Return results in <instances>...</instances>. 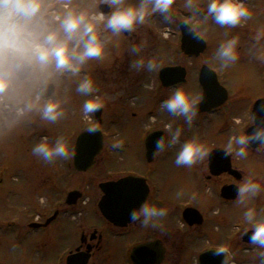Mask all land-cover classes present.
Segmentation results:
<instances>
[{"label":"rangeland","instance_id":"rangeland-1","mask_svg":"<svg viewBox=\"0 0 264 264\" xmlns=\"http://www.w3.org/2000/svg\"><path fill=\"white\" fill-rule=\"evenodd\" d=\"M197 1L194 0V3ZM66 2H70L77 10H84L93 15L96 13V3H109V0H45L50 7L44 11V19L52 21L48 18V11L52 7H57V13L63 15L61 5ZM140 2L141 0H124L125 4L133 6L139 5ZM186 2L187 0H174L169 10L171 12L169 20H165L162 15H149L145 22L137 24L135 30L128 36L123 34L115 36L111 31L105 33L104 25L101 23L98 29L103 31V37L107 41L102 59L88 61L77 75L58 73L54 66L42 69L34 64L37 75L34 76L32 84L20 85L15 79L9 92L0 95L4 103L11 107L10 110H5L0 102V264H64V257L69 250V232L73 233L80 227L104 224L103 219L94 212L92 204L81 208L83 216L78 221L70 219L69 215L73 210L66 206L64 200L71 190H79L84 196L93 198L101 181L127 175H141L148 177L150 183L157 186V191L160 192H162L160 187L165 186L167 181L164 180L168 178L169 182L166 185L169 189L163 192L167 195L165 197L174 202L179 201L187 192L193 194L194 191L188 189L194 183L199 188L195 192L200 195L205 192L204 186L199 185L201 181L196 182L192 175L193 169H200L201 161L187 167L190 171L183 180L186 184L180 185L182 180L179 182L173 178L183 170L182 166L175 164L180 146L189 140L198 142L197 135L193 133L197 122L193 121L189 127L183 117L169 121V124L175 123L182 130L181 144L166 147L151 163H147L144 158V140L149 134V131L144 130V126L148 117L155 115L159 119L168 120L166 112L160 109V100L168 99L177 88L192 96H199L200 93L196 83L198 65L196 66L194 61H191V64L189 60L182 59L174 22L179 17L177 8L185 6ZM251 4H254L253 8L255 7L254 10L253 8L250 10L253 11V19L257 26L261 22L259 27L264 29L263 0H251ZM52 26L58 25L52 21ZM162 27H169L176 38L171 35L169 40H163L160 35L163 32ZM194 29L208 44V49L199 63L203 62L215 71L219 83L229 92L231 100L252 99L264 95V39L259 42L263 48L260 53L251 50L253 43H256L251 38L249 45L246 43L247 48L239 52V59L224 68L215 54L221 43L234 36L235 29L221 27L211 18L201 20ZM133 46H141V52L133 53ZM141 57L145 62L152 59L156 68L151 72L146 67L140 70L132 68V62ZM180 61L188 70L185 84L173 90L157 88L158 71L163 66L181 63ZM85 76L93 80L98 90L92 96L101 97L100 102L107 107H113L118 98L125 100L132 97L136 99V106L128 107L126 113L122 107L124 114L117 113L112 126H106L108 116L104 117V125L101 126L106 139L104 150L97 157L94 168L80 173L67 167L64 159L47 163L34 155L32 148L41 141L43 131L42 129L34 131L32 126L26 124L25 116L16 115L15 110L19 105L36 103L34 98L37 87L43 82H51L56 88L54 97L61 105L69 106V116L73 121L71 135L73 139L85 128L96 125L81 121L82 117L85 118L83 102L92 98L82 96L76 91L78 83ZM129 103L127 100V106ZM223 109L226 110V107ZM133 112L136 114L135 117L132 116ZM166 121L157 122L152 129L163 127L165 123L167 124ZM221 124H227V119L223 116L214 120L213 131L219 129ZM230 127L231 125L214 137L217 145L224 149L227 148L229 138L233 134L228 130ZM46 137L50 141L54 136L46 134ZM205 139L209 144L211 139ZM120 141L123 142V147L113 148V144ZM199 142L201 143V140ZM202 144L205 145V142ZM247 167L253 171V167L249 165ZM188 181L191 183L188 184ZM54 189L57 190V195L52 191ZM48 200H52L51 209L44 208ZM54 211H58V215L46 228L32 231L27 227L33 223L36 215L41 218L39 223H43L54 214ZM170 217L169 222L178 229V212L172 213ZM165 220L167 219L164 217L163 221Z\"/></svg>","mask_w":264,"mask_h":264},{"label":"flooded vegetation","instance_id":"flooded-vegetation-1","mask_svg":"<svg viewBox=\"0 0 264 264\" xmlns=\"http://www.w3.org/2000/svg\"><path fill=\"white\" fill-rule=\"evenodd\" d=\"M198 1L201 2L198 3ZM198 1L195 3L199 8V13H197L195 9H193L191 12L187 11L185 6H179L177 8L179 17L174 22L178 32L177 39L179 41V46L181 45L182 39V33L179 26L181 23L187 25L199 38H202L199 34H197L194 27L201 23V20H205L204 15L206 14L208 0ZM244 3L249 8V10H251L254 6V4H251V0H244ZM96 4V13L102 11L105 14H108L111 10H113L110 9L109 3L107 2ZM101 5H106L109 8V12L106 13V8L104 7L101 9ZM54 13H57V7H52L49 9L48 18L50 20H52V15ZM170 13L171 12L169 11V13L166 15L169 16ZM152 15L164 16V14L160 13H155ZM253 17L254 16L252 15L251 19L245 21L242 25L234 27V36L232 35L231 38L239 37L240 42L238 45V53L243 48H247V45H249V40L255 36L258 30H264L259 27L261 22L258 24L259 26H257V23ZM97 30L100 38L102 40H106L103 37V31L99 29ZM161 30H163V32L160 33V35L163 37V40H169L170 36L172 35L170 31L171 29L169 27H162ZM104 32L109 33L110 30L105 29ZM122 34L124 36H128L131 33L124 32ZM172 37L176 38L173 35ZM204 42L206 44V48L197 56L190 57L184 54L181 49H179L182 59L189 60L191 64V61H194L196 66L198 65L196 83L199 86V96L202 97L201 102L203 101L204 91L202 89L201 83L199 82L200 71L203 67H207L215 73V71L209 65L203 62L199 63L200 58L208 49L207 42L205 40ZM188 46L192 49L193 47L195 48V40H190ZM262 49L261 43H253V47L251 48V50L255 53H260ZM181 64L182 62L173 63L163 66L162 68L175 66L184 68L186 82L188 70L187 67H184ZM31 69V75L26 80L21 81L18 78L16 79L20 85L32 84V80L34 76L37 75V72L35 71L33 65L31 66ZM215 75L218 81L217 74L215 73ZM158 82L159 85L157 88L162 87L167 90H173L179 85L185 84L184 82L174 87H165L160 83L159 80ZM45 84L53 85V92L50 97H41L39 95L40 88ZM220 86L222 85L220 84ZM55 92L56 88L53 83L47 81L43 82L36 89L34 98L36 103H25L23 106L19 105L15 112L18 116H25L26 124L28 126H32L34 131L37 129H42L43 135L40 136L41 140L47 138L46 134H51V136H54L49 142L55 141V139L58 137H65V141L73 153L77 137L72 139L71 136L73 133V121L69 116V106L66 107L61 105L64 116L55 124L45 122L40 118V110L42 109L43 103L46 100L58 101V99L54 97ZM210 93L213 96V99L211 98V100L218 104L220 102L219 99L221 90H218L217 87H213ZM38 96L40 97L39 100H37ZM99 99H101V97H99ZM262 99H264V95H258L252 99L235 98L234 100H231L229 92L227 91V99L224 103L218 105V107L208 105L206 107L209 108L208 111L198 112L196 118L194 119V122H197V125L193 133L197 135L198 142L199 140H201V143L205 142V147L209 151V155L205 159L201 160L200 169H193L192 171L193 178L196 180V182L201 181L199 185L204 186L205 192H203L201 195L200 193L195 192L198 191L199 188L194 183L189 187L190 189H188V191H194L193 194H189V192H187V194L179 201L174 202L172 199L165 197L167 195L163 192L169 189L166 185V183L169 182L168 178L164 180L167 182H165L164 187H160V190H162V192H160L157 191V186L150 183V179L148 177L134 175L135 177L144 179L147 186V192L143 197L136 195V198L130 201L132 206L131 209H133V206L137 203V197H139L141 202H139L138 208L141 204L147 202L150 205L165 207L169 210L168 216L165 217L167 220L164 222V218H162V220L159 222V225L156 227H145L139 223H130V221L125 224L116 225L109 222L101 214L98 206L105 197V193L101 191L99 185L105 182L117 181L121 178L128 177V175L118 177L116 179L101 181L98 184V192L94 194L93 198L84 196L79 190L69 191V193L73 191H77L79 193V197L74 201V204H69V208L73 210V213L69 215L72 221H78L83 216V212L81 210L82 207L92 204L94 212H96L97 215L103 219L104 224L80 227L73 233L69 232V250L64 257V264H68V257L69 264H223L225 257L228 258V264H264V256H261V253H264V248H261L258 245H254L250 242V236L254 230V224L246 221L244 218V212L247 211L248 208H254L258 214L257 220H264V191H261L256 197L251 199L246 206L236 203L237 188L245 180L252 179L253 182L259 183L261 188L264 189V145H256L255 147L250 145L246 147L247 156L242 158L236 156L235 150L230 155L226 156L225 152L227 151V148L224 149L220 145H217L216 141H214V137L218 134H221L229 125H231V127L228 130L230 133H233L230 138L233 136L247 135V133L250 132V129L255 126V103L256 101ZM127 100L130 102L128 106L126 104ZM118 101L121 102L119 103ZM135 101L136 99L133 97L125 100L118 98L117 101L113 103V107L111 108L107 107L106 104L102 102L103 107L100 109V123H98L94 117L92 118V113L85 115V118H80L81 121L86 124L96 123L95 126L93 125L91 127H87L82 132L91 128H97L102 134V148L94 159L95 164L97 157L103 152L106 143L105 135L101 129V126L104 125V117L108 116L106 126H112L113 119L117 113L122 112V107L125 108L124 113H126L128 111V107L130 108L136 106ZM0 102L2 103L1 107L3 109H11L10 106L4 103V99L1 96ZM162 102L163 100H160L159 106ZM29 105H32V107L29 108ZM225 107L226 110L223 109ZM164 112H166L165 115L168 120L166 121V119H160L163 122L166 121L167 124L165 123L163 127L152 129V126L161 120L155 115H150L148 117L147 123L144 126V130L149 131V133L158 130L163 131L164 136L166 137L165 145L167 147L168 140L170 139V133L165 126L169 125V121L172 122L173 119L177 118V116L169 113L166 110H164ZM259 113L264 115V106L260 107ZM132 116L135 117L136 114L133 112ZM221 116L227 119V124H221L219 129H215V131H213L214 120L220 118ZM86 120H89V122ZM171 125L172 132H174L178 126L175 123ZM45 126H49V128H45ZM205 138L211 139L209 140V144ZM161 152L156 153L150 162L146 161L144 140V158L147 163L153 162ZM66 165L67 167H71L75 170L73 166V155L70 159L66 160ZM248 165L253 167V171L248 169ZM182 168L183 170H180V172L177 174V177L173 176V178L175 180L178 179L179 182L182 180L180 185L185 183H183V180L185 179L184 177L188 175L187 172L190 171V169L187 170V166H182ZM218 171H220V173L216 174ZM190 183L191 182L188 181V184ZM182 187L183 186H181V188ZM223 187H227V197L222 196L221 190ZM52 191L57 195L56 189ZM118 195L116 200L113 201V204L111 205L115 204L122 206L123 203L118 198ZM120 196L122 197L123 194L120 193ZM66 197L64 200L65 204ZM52 206V200H48L44 208L51 209ZM125 210L126 209L117 207V209L114 211V213L119 214V216L121 215L118 221L123 222ZM176 212H178V229L175 228L171 222H169L171 220L170 215ZM55 214L56 218L58 211H54V214L47 220L52 218ZM47 220H45L43 223H39L41 218L39 215H36L33 223L27 227L34 231L36 229L32 228L33 225H42ZM53 220H51L44 227H38V229L46 228ZM221 248L226 249V252L217 254L218 250Z\"/></svg>","mask_w":264,"mask_h":264},{"label":"clouds","instance_id":"clouds-1","mask_svg":"<svg viewBox=\"0 0 264 264\" xmlns=\"http://www.w3.org/2000/svg\"><path fill=\"white\" fill-rule=\"evenodd\" d=\"M174 0H141L139 5L133 6L124 3V0H109L111 10L108 14L98 12L90 15L87 11L73 8L70 2L63 3V15L54 13L52 21L44 19V11L50 7L45 0H0V95L6 94L13 87L15 79L19 78L21 69L25 66L39 65L42 69L54 66L58 73L77 75L88 61L102 59L105 55L106 40H102L98 33V25L103 23L104 28L115 35L124 32L131 33L137 24H143L149 15L164 14L165 20ZM185 8L193 9L199 13L194 0H187ZM253 13L244 3V0H208L204 19L211 18L221 27L234 28L242 25L252 18ZM256 44L264 39V30H258L253 37ZM239 37H232L221 43L216 51V58L222 62V67L227 68L239 59ZM132 52L139 54L141 46H133ZM131 67L140 70L147 68L149 72L156 68L152 59L145 62L141 57L132 62ZM76 91L82 96H91L83 102L82 110L85 115L96 112L103 107L98 96H92L98 90L92 79L85 76L77 85ZM40 97H37L39 100ZM202 97L186 94L177 88L175 92L160 107L169 113L183 117L189 127L196 118ZM29 108L32 105L28 106ZM64 116L59 101L46 100L40 110V118L48 123L55 124ZM169 133L167 147L181 144L182 130L176 128L172 132V125L165 126ZM89 131H95L94 128ZM257 144L264 145V122L255 126L247 135L233 136L230 138L225 155H230L234 150L238 157H246V147ZM123 142L113 144V148H122ZM163 137L155 141L156 153L165 149ZM32 153L47 163L57 159H70L73 155L69 145L63 137H58L53 142L47 138L42 139L32 148ZM154 153V154H156ZM209 155L204 144L196 140L184 142L176 155L177 166L191 167ZM264 189L252 179L245 180L237 188L236 203L246 206ZM169 210L157 207L147 202L134 208L129 213L130 223H139L142 226L156 227L162 218L168 216ZM257 211L248 208L244 212L246 221L254 224L250 242L264 248V220H257ZM221 248L217 254L225 253ZM264 256V253H261ZM223 264H228L225 257Z\"/></svg>","mask_w":264,"mask_h":264},{"label":"water","instance_id":"water-1","mask_svg":"<svg viewBox=\"0 0 264 264\" xmlns=\"http://www.w3.org/2000/svg\"><path fill=\"white\" fill-rule=\"evenodd\" d=\"M102 7L106 8L105 12H109V8L106 5H101ZM108 8V9H107ZM180 31L182 33V39H181V45L180 49L181 51L188 55V56H197L200 53L204 51L206 48V44L204 40L199 38L192 29H190L187 25L181 23L180 25ZM190 40H195V48L193 49L188 46V43ZM32 69L31 66L25 65L21 71L19 80L24 81L31 75ZM158 79L160 83L165 87H174L176 85L182 84L185 82V69L179 66L175 67H164L162 68L158 73ZM199 82L201 83L202 89L204 91L203 93V101L199 103L198 112L202 111H208L209 108H206L208 105H213V107H218V105H221L225 102L227 99V91L220 86V84L217 81L216 75L213 71H211L207 67H203L199 74ZM217 87L218 90H221V95L219 99V103L216 104V102H213L211 98L213 97L211 95V89ZM53 92V85L52 84H45L43 85L39 90V95L41 97H50V95ZM213 99V98H212ZM214 103V104H211ZM261 106H264V100H259L255 103V126H257L259 123L264 122V115H261L259 113V109ZM263 109V108H262ZM261 109V110H262ZM95 119L98 123L101 122L100 117V109H98L96 112H94ZM254 126V127H255ZM252 127L250 129V132L254 128ZM95 131H89L86 130L82 133H80L75 141L74 145V152H73V166L76 171L78 172H86L93 168L95 165V157L100 152L102 148V134L97 129L94 128ZM248 132V133H250ZM247 133V134H248ZM163 137L165 144H166V137L164 136L163 131L158 130L154 131L148 134V136L145 139V156L146 161L150 162L156 153L155 149V141ZM257 144H252V147H255ZM220 173V171L216 172V174ZM102 192L105 193V197L100 202L98 208L103 215L105 219H107L109 222L114 223L116 225L125 224L129 222V213L132 210L130 201L134 198H136V195L139 197H143L147 192V186L145 184V181L143 178L135 177V176H128L121 178L117 181H110L105 182L99 185ZM222 196L227 197L226 194L228 193L227 187H223L222 190ZM120 193L123 194V196H120ZM119 194V195H118ZM118 195V198L123 203L122 206L118 205H111L113 204V201L116 200ZM79 197V193L77 191H73L71 193H68L66 197V204H74V201ZM137 197V203L133 206L134 208H138L139 202H141V199ZM117 207H121L125 210V216L123 222L118 221L120 219L119 214L114 213V211L117 209ZM56 214L47 220L43 225L35 226L34 228L38 227H44L46 226L51 220L55 218ZM69 264V257L67 259Z\"/></svg>","mask_w":264,"mask_h":264}]
</instances>
